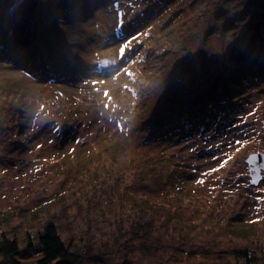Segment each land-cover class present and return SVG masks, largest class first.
I'll use <instances>...</instances> for the list:
<instances>
[{"label": "rangeland", "instance_id": "rangeland-1", "mask_svg": "<svg viewBox=\"0 0 264 264\" xmlns=\"http://www.w3.org/2000/svg\"><path fill=\"white\" fill-rule=\"evenodd\" d=\"M9 2L0 0V25L7 21ZM199 12L194 35L184 37L186 56L180 52L163 62L162 42L174 27L171 22L178 17L184 24ZM36 14L32 45H43L45 54L59 60L68 58L70 76L66 84H39L0 65V214L29 212L47 198L55 200L54 208L68 200L70 223L84 218L81 207H104L113 193V210L90 213L88 229L78 222L87 235H77L89 244L93 240V260L81 264H243L235 257L243 250L262 257L264 173L253 184L246 157L264 153V79L240 77V88L201 119L204 127L196 137L147 148L149 124L160 109L186 105L184 93L234 67L229 53L240 42L245 47L251 36L242 3L40 0ZM151 35L153 45L139 44ZM146 53L155 57L151 65L162 68L144 71ZM184 63L191 73L180 79L177 71ZM193 72L197 81H189ZM19 109L31 115L23 119ZM143 162L162 168L164 179L189 178L190 183L181 184L182 190H162L167 185L134 175ZM144 200L169 205L174 215L158 210L162 216L153 221L154 231L136 235L133 218L149 214L139 207ZM166 219L172 222L164 228Z\"/></svg>", "mask_w": 264, "mask_h": 264}, {"label": "trees", "instance_id": "trees-1", "mask_svg": "<svg viewBox=\"0 0 264 264\" xmlns=\"http://www.w3.org/2000/svg\"><path fill=\"white\" fill-rule=\"evenodd\" d=\"M239 1L249 13V18L245 23V30L250 32L251 36L248 38V42L246 41L247 44L245 47H241L240 42L238 43L239 46L234 47L232 52L229 53L230 57L228 62L232 63L234 67L227 72L226 79L231 81L230 86L232 92H236V87H234V85H236L235 83H239L238 81L242 76H255L257 80L264 79V0ZM196 10L192 13H195ZM192 13L190 15L193 22L188 31L185 32L184 37L193 30L196 22L198 23L202 16V12H199V17L194 20ZM177 18L175 19V22H171L172 26L179 28L188 27L190 25V23L180 24L181 20L179 21ZM5 24L6 23L0 25L1 60L4 61V58L7 56L6 52H8L10 60L14 63L12 65L14 69L18 72L25 73L29 79L35 83H68L67 77L70 76L69 70H71L69 64L67 65L60 62L52 53L45 54L43 52L45 50L43 45L32 46L31 48L22 51V48L18 44L8 38ZM153 37L154 36L151 35L146 42H140L139 44L144 47L153 45ZM169 37L171 36L166 35L163 37L162 48L167 51L164 54L163 62L178 55V53L175 54V52H177V47H175L174 41ZM155 44L158 45L156 41ZM158 49H156L157 51L154 53L155 55L157 54ZM152 55L153 54H146V60L143 65H145L146 62L151 64V60L155 58ZM188 65L189 63H184L180 66V69H178L177 72L183 71L184 68L186 70H184L183 72L185 73H181L179 75L181 77L178 78L183 79L191 73L190 66ZM152 67L154 71L162 68L160 65H156L155 67L151 65V68ZM177 72H175V74ZM221 73L222 72H218L204 85H200V87L197 86L191 96L190 93H186L184 97H189L186 105H171L170 107L167 105L160 109V113H158L149 124L150 131L147 134V148L160 147L155 144L159 140H167L169 143H172L175 139V142L179 144L178 141L181 139L186 140L193 138V136L196 137L195 134L202 131L204 127V125H202L203 117L206 116L208 112L214 111L213 108L217 103L221 102V100L223 101V98L229 95L228 93L224 94L227 88L225 87L224 82L218 79ZM223 73L225 74V72ZM189 78L190 77L187 79ZM193 79H195L194 72L189 81H195ZM217 86L219 87L218 91L216 90ZM211 97H214V99H211ZM0 110L2 109L0 108ZM19 114L23 119H26L28 115H31L26 113L23 109H19L18 116ZM1 117L2 113L0 112V118ZM21 127L24 128L27 126L21 125ZM22 131L23 130L20 129L19 133L21 134ZM175 134L177 140L174 137ZM151 143H153V145H151ZM141 169L144 170V173ZM165 173L166 172H164L162 168H159V166L150 162H147L146 164L143 162L142 166L134 167V175H137V177H142V175H144V181L150 179L156 181L160 186L164 184L167 185L165 188H161L162 190H182L181 184L190 183V180H188L189 178H180L179 182L164 179L163 176ZM169 176L170 174L168 177ZM55 198L57 199V197ZM111 200L112 201L105 202L104 207L99 206V211L105 210L106 208H108L107 210H113V193L111 194ZM54 201L55 200L52 198L42 200L41 202L36 203L35 206L29 208V212L26 213L25 211H12V216L9 215L11 217L0 214V264H81L85 259L90 261L93 260V252L91 253L93 245L92 237L90 238V244L88 241L83 242V237L78 236L77 234L80 232V234L86 236L87 233H85V230L78 225V222H86L88 229L90 223H92L89 215L90 213H96L98 209H94L91 204H88L87 207H81L80 209L85 214L84 218L78 219L77 217L75 222L69 223L67 222V216H65L68 200H64L65 202L63 203H61V201L59 203L60 206H57L56 208H54V205H50ZM136 201L140 200L133 199L132 203L136 204ZM141 202L142 204L139 205L140 209H147L149 214L143 215L142 213H138V215L133 218L137 221L135 226L136 230H133L134 234H151L154 231L153 221L161 218L162 209L173 219L174 214H170L173 212L169 210V205L165 206L162 205V203L149 200ZM158 210H161V212L159 213ZM80 214L81 212L79 215ZM170 222H172V220L166 219L163 223V227L167 228ZM134 234H132V236H134ZM34 239L35 241H33ZM80 241L83 242L85 256L80 248ZM145 242L147 243L146 238ZM142 243L143 242L140 240L139 246H141ZM235 257L238 260H242L243 264H264V255L258 258L250 254L247 250L236 252Z\"/></svg>", "mask_w": 264, "mask_h": 264}, {"label": "water", "instance_id": "water-1", "mask_svg": "<svg viewBox=\"0 0 264 264\" xmlns=\"http://www.w3.org/2000/svg\"><path fill=\"white\" fill-rule=\"evenodd\" d=\"M40 0H10L8 5L7 32L12 41L18 45L33 42L38 31L36 7ZM246 163L249 165L251 182L257 184L264 172V155L252 154Z\"/></svg>", "mask_w": 264, "mask_h": 264}, {"label": "bare ground", "instance_id": "bare-ground-1", "mask_svg": "<svg viewBox=\"0 0 264 264\" xmlns=\"http://www.w3.org/2000/svg\"><path fill=\"white\" fill-rule=\"evenodd\" d=\"M187 12H188V10H187ZM194 17V16H193ZM198 18V17H197ZM196 18V19H197ZM6 20L8 21V18H6ZM195 20V19H194ZM192 18H191V15H189L188 17H187V21H185L184 23H190V25L188 26V27H179V28H176V27H173V29H171L170 31H169V34L167 35V36H171V37H169V38H171V40H173L174 41V43H175V47H177V52H175V54H177L178 53V55H179V53L180 52H184V57L186 56L185 55V52H186V50L188 49L187 48V44H188V42H187V39L185 40V38H184V36H185V32H187L188 31V29L190 28V26H191V24H192ZM38 25H39V22H38ZM197 27V22H196V24H195V26H194V28H196ZM6 32H7V30H6ZM190 33H192L193 35H194V31L192 30ZM189 33V34H190ZM188 34V35H189ZM192 34H190L188 37H191L192 36ZM7 35H8V32H7ZM187 37V36H186ZM8 38L10 39V40H12L11 38H10V36L8 35ZM21 48H22V51H25L26 49H28V48H31L33 45H32V41L31 42H26V43H24V44H22V45H19ZM44 52V51H43ZM167 52V51H166ZM172 52V51H171ZM7 53V56L4 58V62H0V65H2L3 67L4 66H6V67H4V68H6L7 70H9V69H14V67L12 66L14 63H13V61L12 60H10V58H9V53L8 52H6ZM32 53H34V52H32ZM147 54V53H146ZM182 56H183V54H182ZM161 59H163V57L161 58ZM59 60V59H58ZM67 63H68V58L67 59H64ZM0 61H3V60H1V58H0ZM60 62H62V63H64V64H66V62L65 61H62V60H59ZM143 65V64H142ZM144 66V71H145V69L146 68H151V64H149V62H146L145 63V65H143ZM250 66V65H249ZM177 68V67H176ZM176 68H174L172 71L173 72H175V69ZM184 70H186L185 68H184ZM183 70V71H184ZM180 71V70H179ZM183 71H180L181 73H184ZM21 74H23V75H25V76H27L25 73H23V72H20ZM217 74V73H216ZM215 74V75H216ZM227 73L225 72V74L222 72L220 75H219V77H218V79L219 80H222L223 82H224V85H225V87L227 88L226 89V91L224 92V94L225 93H229V94H232V88H231V86H230V80H227L226 79V77H227V75H226ZM215 75H213V76H215ZM168 77H170V78H172V79H174V80H176L177 79V77L175 78V77H172V76H170V75H167ZM207 78V77H206ZM208 80H211L212 78H207ZM193 80H195V81H197V79H196V77H195V79H193ZM207 83V82H206ZM236 85H234V87H237V88H240V84L239 83H235ZM200 85H204V84H197V86H199L200 87ZM203 87V86H202ZM218 86L216 87V90L218 91ZM207 89V88H206ZM4 91V90H3ZM186 93H184L183 95H182V97H184V95H185ZM192 94V93H191ZM191 94H190V96H191ZM236 96V95H235ZM187 98H189L188 96H187ZM211 99H214V97H211ZM227 100H225L224 98H223V101L221 100V105L224 103V102H226ZM15 102V101H14ZM13 102V103H14ZM229 102V101H228ZM219 104V103H218ZM216 105L214 108H213V110H215V109H218L219 108V105ZM172 104H169L168 105V107H170ZM177 105H180V102L179 103H177V104H175V105H173V106H177ZM182 105V104H181ZM1 140V139H0ZM161 142V140H159L157 143H160ZM252 154H262V155H264V153L263 152H256V153H251V154H249L247 157H246V159L250 156V155H252ZM261 172H263L262 170H261ZM250 173V172H249ZM252 173V172H251ZM251 173H250V175H251ZM264 173V172H263ZM250 178H251V176H250Z\"/></svg>", "mask_w": 264, "mask_h": 264}, {"label": "snow or ice", "instance_id": "snow-or-ice-1", "mask_svg": "<svg viewBox=\"0 0 264 264\" xmlns=\"http://www.w3.org/2000/svg\"><path fill=\"white\" fill-rule=\"evenodd\" d=\"M125 48H126V45H122L121 48H120V55L123 56L124 55V52H125ZM106 63V62H105ZM105 95H107V93H105ZM223 166V165H222Z\"/></svg>", "mask_w": 264, "mask_h": 264}]
</instances>
